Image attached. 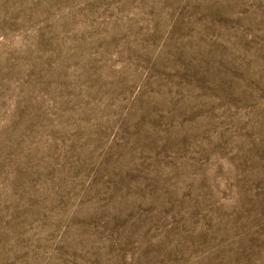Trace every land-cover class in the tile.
Returning <instances> with one entry per match:
<instances>
[{"label":"rangeland","instance_id":"rangeland-1","mask_svg":"<svg viewBox=\"0 0 264 264\" xmlns=\"http://www.w3.org/2000/svg\"><path fill=\"white\" fill-rule=\"evenodd\" d=\"M0 264H264V0H0Z\"/></svg>","mask_w":264,"mask_h":264}]
</instances>
